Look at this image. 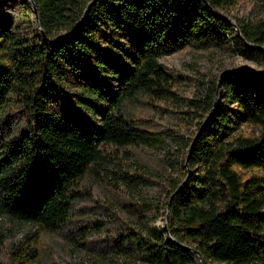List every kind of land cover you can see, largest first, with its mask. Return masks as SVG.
Segmentation results:
<instances>
[{
    "label": "trees",
    "instance_id": "trees-1",
    "mask_svg": "<svg viewBox=\"0 0 264 264\" xmlns=\"http://www.w3.org/2000/svg\"><path fill=\"white\" fill-rule=\"evenodd\" d=\"M8 1L20 2L23 20L34 16L39 23L38 34L24 35L20 18L4 12L6 3L0 6V123L11 106L23 107L29 116L18 140H4L0 127V214L42 231L66 225L80 184L104 158L103 147L162 142L158 134L134 125L123 108L142 93L159 99L176 96L163 56L188 45L233 44L247 58L264 62L258 48L264 45V19H237L253 44L248 45L218 13L237 0H95L82 20L92 0H33L37 16L27 3L31 0ZM114 53L125 58L124 65L116 63ZM110 81L115 89L105 93ZM220 81L241 119L259 127L262 135L226 140L213 128L218 121L209 118L210 126L205 128L206 122L188 155L198 170L185 182L179 180L166 202L168 229L161 225L128 233L133 247L152 264H200L198 254L184 244L199 250L204 264L264 260V175L242 171L264 170V75L237 71ZM217 86L218 81L210 100ZM54 87L60 92L76 87L78 97L100 96L108 107L99 120L78 113L68 121L49 103ZM183 173L187 176L186 166ZM30 262L29 248H21L10 264Z\"/></svg>",
    "mask_w": 264,
    "mask_h": 264
},
{
    "label": "rangeland",
    "instance_id": "rangeland-1",
    "mask_svg": "<svg viewBox=\"0 0 264 264\" xmlns=\"http://www.w3.org/2000/svg\"><path fill=\"white\" fill-rule=\"evenodd\" d=\"M32 1L27 2L29 6ZM19 3L7 0L2 8L5 13L20 18L24 35L38 34L35 17L31 16L30 22L23 20ZM219 12L233 23L237 19L258 22L264 19V0H237L236 5ZM114 59L121 65L126 61L117 53ZM160 61L173 78L172 90L176 96L159 99L142 93L129 101L123 112L134 125L158 134L162 142L157 146L103 147L104 158L80 184V196L71 216L58 231H42L38 225L0 214L1 262L10 264L21 248H29L30 264H152L133 247L128 233L168 225L166 202L171 198L173 187L198 170V166L191 167L188 155L203 123L206 121L205 128H208L209 118L218 121L213 128L221 130L226 140L241 134L262 135L259 127L241 119L237 105L227 99L224 88L219 85L226 72L264 71L262 60L247 58L237 45L231 44L225 48L188 45L163 56ZM216 81L217 90L210 100ZM114 89V82L110 81L105 93ZM64 90L60 92L59 87L50 90L49 103L68 121L78 113L99 120L108 107L109 102L102 101L100 96L78 97L81 91L76 87ZM28 117L23 107H9L0 123L3 139L18 140ZM220 117L224 119L220 121ZM184 166L188 173L185 177ZM242 171L247 176L264 175L262 169ZM39 191L36 189L34 193L38 195ZM127 239L129 243L125 245Z\"/></svg>",
    "mask_w": 264,
    "mask_h": 264
},
{
    "label": "water",
    "instance_id": "water-1",
    "mask_svg": "<svg viewBox=\"0 0 264 264\" xmlns=\"http://www.w3.org/2000/svg\"><path fill=\"white\" fill-rule=\"evenodd\" d=\"M6 1H7V0H0V6H1L4 2H6ZM94 1H95V0H92V1L89 3V5H88V7H87V9H86V11H85V13H84V15L82 16L81 20L86 16V14H87V12H88V10H89L91 4H92ZM32 3H33V5H34V7H35V13H36V16H37V13H38L37 8H36L35 3H34L33 1H32ZM218 13L221 14V15H222L224 18H226L227 20H229L231 23H233V22L231 21V19H230L228 16H226V15L220 13V12H218ZM81 20H80V21H81ZM80 21H79V23H80ZM37 22L39 23V18H38V17H37ZM79 23H78V24H79ZM78 24L76 25V27L78 26ZM233 25L236 27L237 32H238V35H239V36L245 41V43H247L248 45H253L252 43L248 42V41L244 38V36H243V34H242V31H241V28H240V26L238 25V23H237V22H236V23H233ZM64 35H65V34L61 35V37L64 36ZM258 47L264 49L263 46H258ZM235 71H238V70H233V71H231V72H235ZM252 71L255 72V73H258V74H260V75H264V71L255 70V69H253ZM231 72H226V73H224V74H229V73H231ZM224 74H223V75H224ZM223 75H222V76H223ZM221 78H222V77H221ZM220 80H221V79H220ZM220 84H221V81H219V85H220ZM205 124H206V121L203 123V125H202V127H201L199 133L203 130ZM196 137H197V136H196ZM196 137H195V138H196ZM188 158H189V156H188ZM186 180H187V178L184 180V182H185ZM184 182L180 185V187L184 184ZM180 187H179V188H180ZM169 202H170V201H169ZM169 217H170V203H169V205H168V210H167V219H169ZM165 227H166V229H168V225H165ZM184 246L187 247L188 249H191L192 251L196 252V253L198 254V256H199L200 264H204V261H203V255H202V253H201L199 250H197L195 247H193V246H191V245H188V244H184Z\"/></svg>",
    "mask_w": 264,
    "mask_h": 264
}]
</instances>
